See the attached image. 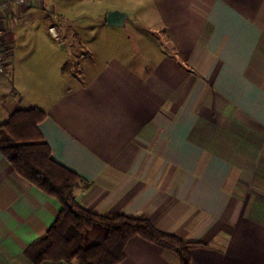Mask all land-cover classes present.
I'll list each match as a JSON object with an SVG mask.
<instances>
[{"label": "crops", "instance_id": "obj_1", "mask_svg": "<svg viewBox=\"0 0 264 264\" xmlns=\"http://www.w3.org/2000/svg\"><path fill=\"white\" fill-rule=\"evenodd\" d=\"M59 1L0 17L1 41L23 49L0 74V120L45 111L38 129L83 179L76 196L88 210L143 214L199 243L190 264H264V0H137V21L105 16L101 40L92 24L71 23L75 0ZM50 8L63 24L59 41L47 32ZM134 24L132 44L123 28ZM56 42L60 54L31 52ZM59 209L0 151V264H34L25 250ZM118 264L182 263L132 236Z\"/></svg>", "mask_w": 264, "mask_h": 264}, {"label": "trees", "instance_id": "obj_2", "mask_svg": "<svg viewBox=\"0 0 264 264\" xmlns=\"http://www.w3.org/2000/svg\"><path fill=\"white\" fill-rule=\"evenodd\" d=\"M46 113L37 107L21 108L0 120V151L15 171L56 198L60 209L47 231L25 250L34 264H118L132 236L174 250L182 264H190L191 248L200 245L176 233L159 230L143 214L123 211L95 213L77 200L83 179L58 163L38 129Z\"/></svg>", "mask_w": 264, "mask_h": 264}, {"label": "rangeland", "instance_id": "obj_3", "mask_svg": "<svg viewBox=\"0 0 264 264\" xmlns=\"http://www.w3.org/2000/svg\"><path fill=\"white\" fill-rule=\"evenodd\" d=\"M136 2H138V1L137 0H75V2L73 4V6H74L73 9L76 11V13H75V16L72 17L71 23L77 25L82 30L88 29L89 25L92 24L93 27L96 28L95 34H97L99 32V28L102 26V25H100L99 22H102L105 20V16L107 15V12L109 10L115 9V10L125 11L130 16L131 21H137V19H134V15H135V12H138L140 6ZM51 7H52V5H51ZM56 7L59 10L61 9V2L60 1L58 2ZM57 8H50V10L56 11ZM86 10H89V13ZM40 12L41 13L43 12L42 9ZM56 13L58 14L57 11H56ZM142 22H144V21L142 20ZM71 23L69 22L68 24H71ZM136 30L138 31L139 28H138V25H135V24H134V29H131L129 26H126L123 28L124 33L128 36V38L130 39V42L132 44H134V42L132 40L133 33ZM100 32L98 34H100ZM98 34H97V36H99ZM93 36H94V34H93ZM101 36H102V32H101L100 38H98V39L101 40ZM44 38H46L45 40L49 39L46 35L44 36ZM96 44H97L96 49L98 52L97 55L100 56L102 54L101 48L99 47L100 43L98 42ZM55 49L56 50L53 51L52 48H50V46L48 44L47 45L41 44V46H39V47H38V45H35V47L32 49L31 52H32V54H39V55L42 53L50 54V55H57V53L60 54L61 52L59 51V43H57V42H56ZM22 50H23L22 47L14 49L13 52L11 50V57L10 58H12L14 53H16L17 55L21 54ZM83 53H85V52L83 51L81 53L82 56H84ZM64 55H66L68 57L70 56V58H71L70 50H67L66 52H64Z\"/></svg>", "mask_w": 264, "mask_h": 264}, {"label": "built area", "instance_id": "obj_4", "mask_svg": "<svg viewBox=\"0 0 264 264\" xmlns=\"http://www.w3.org/2000/svg\"><path fill=\"white\" fill-rule=\"evenodd\" d=\"M32 1L33 0H0V17L4 12L9 11L12 6L16 8L24 7L32 3ZM43 11L47 12L49 16V22L47 23L48 34L52 39L59 41L61 39L63 25L58 14L56 11L50 9H43ZM3 34L4 28L0 27V74L7 75V61L11 57V47L1 41Z\"/></svg>", "mask_w": 264, "mask_h": 264}, {"label": "water", "instance_id": "obj_5", "mask_svg": "<svg viewBox=\"0 0 264 264\" xmlns=\"http://www.w3.org/2000/svg\"><path fill=\"white\" fill-rule=\"evenodd\" d=\"M125 17H126V13L123 11L115 10V9L109 10L106 15V22L109 25L120 26L123 24ZM60 47L62 49L65 48L63 43H61Z\"/></svg>", "mask_w": 264, "mask_h": 264}]
</instances>
